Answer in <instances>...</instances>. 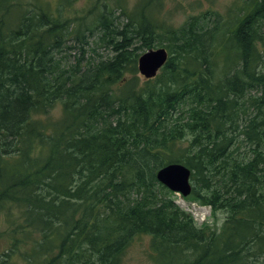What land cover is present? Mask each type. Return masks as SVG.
Returning <instances> with one entry per match:
<instances>
[{
    "label": "trees",
    "instance_id": "trees-1",
    "mask_svg": "<svg viewBox=\"0 0 264 264\" xmlns=\"http://www.w3.org/2000/svg\"><path fill=\"white\" fill-rule=\"evenodd\" d=\"M76 1L0 0V264H120L140 234L159 264H264V0L174 28L157 0ZM96 34L111 56L57 58ZM156 44L162 73L140 81ZM169 163L191 171L187 200L225 213L219 229L197 227L156 180Z\"/></svg>",
    "mask_w": 264,
    "mask_h": 264
},
{
    "label": "rangeland",
    "instance_id": "rangeland-1",
    "mask_svg": "<svg viewBox=\"0 0 264 264\" xmlns=\"http://www.w3.org/2000/svg\"><path fill=\"white\" fill-rule=\"evenodd\" d=\"M156 4V17L165 28H174L182 25L188 18L201 15L204 12L216 14L222 20L232 21L235 17L241 14V11L247 0H157ZM94 0H77L71 6L80 10L81 8H92ZM127 9H132L137 0H111V3ZM52 7L55 6V2H51ZM70 8L67 7V12ZM118 11H116V14ZM88 37V38H87ZM85 41L87 43H80L73 39L64 43L63 46L58 48L57 58L62 57L70 64L77 62L79 58L83 56L82 63H86L89 59L107 58L111 56L110 48L107 45V39L101 34L99 40H97V34L95 36H86ZM96 41V42H94ZM136 45L138 43L136 42ZM154 48H158L156 44ZM147 50L145 49L144 52ZM231 56V55H230ZM233 62V61H231ZM223 65L221 57L214 59L213 76L218 80L223 78L222 74L228 70ZM225 70V71H224ZM138 72V71H137ZM224 72V73H223ZM257 72L264 74V54L260 58ZM161 70L157 75H160ZM233 71L227 72V75H231ZM226 75V76H227ZM140 81L144 78L138 73ZM242 81L246 83L247 79L242 77ZM261 90V87H260ZM258 89L245 92V95L241 100L247 99L249 95L258 96L262 92ZM60 114L59 105L54 106L49 112V117L57 118ZM179 117V113H177ZM236 131V130H235ZM233 132V131H232ZM237 133V132H236ZM242 150V146H241ZM172 198L175 204H177L186 213H190L198 226L208 224L210 228L219 229L223 223L225 213L221 210L212 211L209 206L201 205L197 202L187 201L185 198H180L178 194L173 193ZM11 218L6 216L3 212H0V232L5 231L10 226ZM5 247L4 240H0V251ZM15 255H18L17 253ZM14 256V255H13ZM19 258V257H18ZM21 259V258H19ZM22 261H15L13 264H26ZM34 264V263H33ZM120 264H159L155 260V256L151 247V237L146 234H140L133 238L131 243L127 246L121 256Z\"/></svg>",
    "mask_w": 264,
    "mask_h": 264
},
{
    "label": "water",
    "instance_id": "water-1",
    "mask_svg": "<svg viewBox=\"0 0 264 264\" xmlns=\"http://www.w3.org/2000/svg\"><path fill=\"white\" fill-rule=\"evenodd\" d=\"M167 59L165 49H150L137 59V69L145 78H152ZM190 171L181 164H168L161 168L157 174V180L173 192L186 196L191 186L189 183Z\"/></svg>",
    "mask_w": 264,
    "mask_h": 264
},
{
    "label": "bare ground",
    "instance_id": "bare-ground-1",
    "mask_svg": "<svg viewBox=\"0 0 264 264\" xmlns=\"http://www.w3.org/2000/svg\"><path fill=\"white\" fill-rule=\"evenodd\" d=\"M163 49H165V48H163ZM165 51H166V49H165ZM166 53H167V58H168V52L166 51ZM231 75H232V74H231ZM163 167H164V166H163ZM163 167H161V168H163ZM161 168H160V169H161ZM160 169H159V170H160ZM159 170H158V171H159ZM158 171H157V172H158ZM157 172H155V173L157 174ZM158 182H159V181H158ZM159 183H160V182H159Z\"/></svg>",
    "mask_w": 264,
    "mask_h": 264
}]
</instances>
